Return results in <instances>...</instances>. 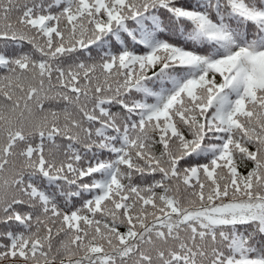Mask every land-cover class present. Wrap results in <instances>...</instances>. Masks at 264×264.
<instances>
[{
    "label": "snow or ice",
    "instance_id": "obj_1",
    "mask_svg": "<svg viewBox=\"0 0 264 264\" xmlns=\"http://www.w3.org/2000/svg\"><path fill=\"white\" fill-rule=\"evenodd\" d=\"M0 264H264V0H0Z\"/></svg>",
    "mask_w": 264,
    "mask_h": 264
}]
</instances>
